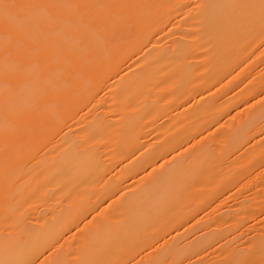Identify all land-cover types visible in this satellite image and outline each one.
I'll use <instances>...</instances> for the list:
<instances>
[{
  "label": "bare ground",
  "instance_id": "obj_1",
  "mask_svg": "<svg viewBox=\"0 0 264 264\" xmlns=\"http://www.w3.org/2000/svg\"><path fill=\"white\" fill-rule=\"evenodd\" d=\"M0 264H264V0H0Z\"/></svg>",
  "mask_w": 264,
  "mask_h": 264
}]
</instances>
